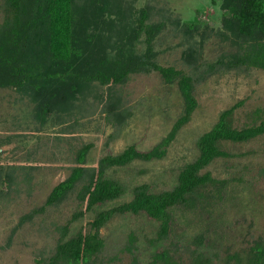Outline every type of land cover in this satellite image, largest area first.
Listing matches in <instances>:
<instances>
[{"label": "rangeland", "instance_id": "rangeland-1", "mask_svg": "<svg viewBox=\"0 0 264 264\" xmlns=\"http://www.w3.org/2000/svg\"><path fill=\"white\" fill-rule=\"evenodd\" d=\"M2 1L0 23L5 15ZM131 1L135 9L151 6L150 18L154 21L169 15L173 20L197 19L214 28L220 23L218 4L210 0ZM175 24L167 22L154 40V61L188 71L182 51L190 39ZM228 50V43L212 35L203 43L201 53L204 60L213 61ZM94 85L71 112L58 114L62 118L52 115L43 124L34 119L33 102L25 92L14 86L0 87V164L27 168H15L16 182L9 185L4 184V172L0 175V264H44L40 259L53 252L59 237L87 231L96 211L128 201L133 186L147 183L154 192L171 188L180 167L197 156L198 136L211 128L222 110L236 102L241 101L232 112V126L240 128L264 119V69H230L210 75L197 82V106L165 154L107 170L109 176L124 184V193L70 221L72 214L84 206L78 203L75 191L59 204L44 206V202L50 189L68 175L74 151L81 143L93 144L87 154L88 164L107 153H119L129 144L148 150L168 133L183 109L177 84L164 82L153 70L130 73L121 83ZM110 104L116 108H110ZM122 109L130 112L122 128L117 127L115 117L110 121L104 117L109 111L115 116ZM111 133L116 134L109 139ZM220 147L230 156L215 158L202 171L226 180L222 198L192 209H172L170 237L157 244L177 243L175 252L183 264L189 263L194 247L191 241L198 233L205 235L199 251L211 258L212 264H221L232 253L245 257L254 241H264V134L245 142L222 140ZM68 221V231L61 236L58 228ZM157 228V222L143 214H114L99 229L104 240L101 261L129 264L130 253L124 246L131 232L137 237L134 253L144 263L155 249L148 239ZM228 261L232 262V257Z\"/></svg>", "mask_w": 264, "mask_h": 264}, {"label": "trees", "instance_id": "trees-1", "mask_svg": "<svg viewBox=\"0 0 264 264\" xmlns=\"http://www.w3.org/2000/svg\"><path fill=\"white\" fill-rule=\"evenodd\" d=\"M132 2L2 1L5 15L0 23V87L14 86L25 92L33 102L32 115L39 124L52 115L62 118L71 112L77 102L86 99L95 88L94 84L121 83L130 73L158 72L164 82L177 84L183 100L182 112L168 133L148 150H139L135 144H129L119 153H107L94 164H88L87 154L93 144L81 143L76 148L68 175L50 189L44 202V206L59 204L75 191L78 203L84 206L72 214L70 221L124 193V184L109 176L107 170L135 159L150 160L165 154L167 146L197 106L194 95L197 82L219 71L264 69V0H210L213 5L218 4L221 12L219 26L215 28L197 19L173 20L169 15L154 21L150 18L151 6L135 9ZM173 21L184 37L190 39L182 51L188 71L154 61L153 42L166 23ZM212 35L221 43H228L230 50L207 61L202 57L201 49ZM240 103L222 110L211 128L198 136L197 156L180 167L171 188L154 192L147 183L137 184L131 189L132 197L128 201L96 211L88 222L87 231L78 230L64 238L68 221L58 228L62 237L58 238L53 252L40 260L44 264H103L100 255L104 240L99 229L114 214L129 213L143 214L157 222L158 227L156 234L148 239L155 249L144 263L134 253L137 237L134 233L128 234L124 249L130 253L129 264H183L175 252L177 243L157 246L170 237L172 209H192L208 200H220L226 180L215 178L208 170L202 171L215 158L230 156L220 147V142H245L264 134V119L240 128L232 126V112ZM109 106L116 108L114 104ZM60 113L63 115L59 116ZM128 114L129 111L122 109L115 116L109 111L104 117L107 121L115 117L117 127L122 128ZM115 134L111 133L109 139ZM22 167L24 171L27 169L26 165ZM22 167L0 164L4 184L16 182L14 170ZM204 241V233H198L191 241L194 247L188 264H212L211 258L199 251ZM230 257L232 262L228 261ZM221 264H264V241H254L247 256L232 253Z\"/></svg>", "mask_w": 264, "mask_h": 264}]
</instances>
